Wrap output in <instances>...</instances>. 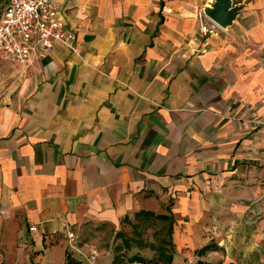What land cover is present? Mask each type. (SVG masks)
<instances>
[{"label": "crops", "instance_id": "crops-1", "mask_svg": "<svg viewBox=\"0 0 264 264\" xmlns=\"http://www.w3.org/2000/svg\"><path fill=\"white\" fill-rule=\"evenodd\" d=\"M56 1L75 49L0 94V264H66L73 231L169 201L170 264H264V0L208 33L213 0Z\"/></svg>", "mask_w": 264, "mask_h": 264}, {"label": "built area", "instance_id": "built-area-1", "mask_svg": "<svg viewBox=\"0 0 264 264\" xmlns=\"http://www.w3.org/2000/svg\"><path fill=\"white\" fill-rule=\"evenodd\" d=\"M58 8L56 0H4L0 59L19 63L25 71L35 60L45 58L56 43L74 50L76 34L58 16ZM202 26L208 32L219 28L214 21L203 22ZM29 230H35V226L30 225ZM186 254L187 264L196 260L195 254Z\"/></svg>", "mask_w": 264, "mask_h": 264}, {"label": "rangeland", "instance_id": "rangeland-1", "mask_svg": "<svg viewBox=\"0 0 264 264\" xmlns=\"http://www.w3.org/2000/svg\"><path fill=\"white\" fill-rule=\"evenodd\" d=\"M249 1V0H248ZM242 2H247V0H231L232 4H239ZM4 5V0H0V13ZM240 5V4H239ZM205 15V14H201ZM219 26V25H218ZM222 28L219 26L217 31ZM201 30L204 33H208L201 26ZM216 31V32H217ZM264 56V54H263ZM264 64V58L262 59ZM30 74V71H19L10 62L0 59V94H9L10 88L14 86V89L22 84V81ZM254 87L252 91H256L258 95L262 98L261 103L264 102V76L252 78ZM14 92L16 91L13 90ZM12 92V93H14ZM161 212L165 211V205H162ZM131 222H134V215H128ZM139 230H141V236L133 232V226L127 220H122L118 225L112 224H95L89 223L83 225L79 229L72 232V236L68 235L67 238H73L72 246H68L69 257L81 261L83 264H99L103 261H110L113 254L115 253V245H121V237L116 236L117 231H121L126 236L137 237L146 241V243H151L154 246H145L143 248H138L137 243L132 246L129 250L123 248L122 251L118 252L120 254L124 253L125 258L131 256L134 253L150 259L151 262H156L157 264H163L165 258L161 257L157 259V256H161V250L159 245L162 240L167 239V234L162 228L161 221L151 223V226L146 224L142 225ZM158 247L154 249V247ZM168 250V249H167ZM72 255V256H71Z\"/></svg>", "mask_w": 264, "mask_h": 264}, {"label": "trees", "instance_id": "trees-1", "mask_svg": "<svg viewBox=\"0 0 264 264\" xmlns=\"http://www.w3.org/2000/svg\"><path fill=\"white\" fill-rule=\"evenodd\" d=\"M162 4V3H161ZM172 201L165 206V213H156L152 210L141 209L135 212L134 215V222L128 218V215H125L122 220H127L133 226V232L139 236H141V230L139 228L146 224L147 226H151V223L159 222L162 223V228L165 230L167 234V239L162 240V243L159 245L161 250V256H157V259L163 257L165 258V262L163 264H170L172 261L173 253H174V244L172 241V232H173V224H174V216L171 212L170 205ZM117 237H121L122 244L115 245V253L111 259V264H157L156 262H151L150 259H147L138 253H134L129 257L124 256L125 252L120 254L118 252L127 249L129 250L132 246H135L134 243H137L138 248H143L145 246H154L151 243H146L145 240L141 239L140 237L134 239V237H128L124 235L121 231H117ZM135 243V244H136ZM158 248L157 246L154 249ZM168 249V250H167ZM215 249V246L212 243H209L198 250L197 253L203 254L209 250ZM66 264H83L81 261L70 258L69 254L67 255V262Z\"/></svg>", "mask_w": 264, "mask_h": 264}, {"label": "water", "instance_id": "water-1", "mask_svg": "<svg viewBox=\"0 0 264 264\" xmlns=\"http://www.w3.org/2000/svg\"><path fill=\"white\" fill-rule=\"evenodd\" d=\"M210 5L204 13L221 28L230 25L240 9V5H233L231 0H213Z\"/></svg>", "mask_w": 264, "mask_h": 264}]
</instances>
